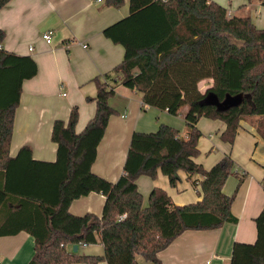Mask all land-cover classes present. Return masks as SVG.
Masks as SVG:
<instances>
[{"label":"trees","instance_id":"trees-1","mask_svg":"<svg viewBox=\"0 0 264 264\" xmlns=\"http://www.w3.org/2000/svg\"><path fill=\"white\" fill-rule=\"evenodd\" d=\"M8 1L0 0V8ZM103 3L119 8L124 0ZM128 3V14L102 30L123 46V58L92 78L96 93L88 99L95 101V112L81 132L75 130L76 106L67 121H53V161L32 158L28 145L9 154L22 82L37 73V65L31 56L0 46V236L24 230L33 237L27 264H141L137 256L161 264L158 252L183 231L237 220L230 211L234 193L222 190L235 163L229 153L209 168L195 162L201 135L196 124L200 117L221 120L225 127L219 138L231 145L242 118L253 124L262 117L264 123V26L256 27L250 16L229 15L213 0ZM3 36L0 30V43ZM207 78L212 83L201 91L198 83ZM119 84L139 92L144 105L174 115L184 109L187 132L183 136L165 123L155 131H133L123 173L112 182L91 166L114 113L109 98ZM256 131L264 139L260 121ZM157 170L171 186L178 182L179 170L189 177L199 174L201 179L192 183L201 199L177 205L165 190L153 187L143 205L136 179L142 174L155 178ZM92 191L105 196L101 215L72 214L70 203ZM255 224V242H234L230 264H264V206ZM96 235L101 255L72 251L73 244H94Z\"/></svg>","mask_w":264,"mask_h":264},{"label":"crops","instance_id":"crops-1","mask_svg":"<svg viewBox=\"0 0 264 264\" xmlns=\"http://www.w3.org/2000/svg\"><path fill=\"white\" fill-rule=\"evenodd\" d=\"M213 1L225 7L229 15L250 16L256 27L264 25V0L263 3L259 0ZM128 12V0L119 8L91 0H9L0 8V30L4 33L0 46L18 55L31 56L37 65V73L22 82L20 100L14 111L10 156L22 145H28L32 158L53 161L56 143L50 137L52 123L55 119L67 121L73 106L78 109L75 130L78 133L84 129L95 112V101L88 99L96 93L92 78L110 71L124 54L123 46L105 37L102 30ZM257 19L261 23L257 24ZM46 30L53 31L50 43L41 37ZM29 46L33 48L29 50ZM201 82L208 87L212 79ZM109 104L114 113L109 117L91 166L94 173L109 181H116L123 173L133 131H155L165 123L186 135L184 109L174 115L166 109L144 105L139 92L122 84L115 88ZM196 125L202 134L198 138L199 155L194 157L195 162L208 168L229 153L235 163L234 173L227 177L222 190L225 194L234 193L230 211L237 220L226 221L216 228L183 231L158 252L161 264H230L234 242L253 243L257 238L255 218L264 206V139L256 126L244 118L239 121L231 145L219 138L225 127L221 120L200 117ZM203 133L209 135V142L201 141ZM178 175L175 186L169 184L160 170L155 178L138 176L136 184L143 205H147L153 187L165 190L177 205L200 200L199 187L192 180L199 181L201 176L189 177L181 170ZM104 200L103 194L92 191L74 199L69 211L75 215L90 212L100 216ZM76 251L101 255L100 236L96 235L94 244L78 245ZM33 252L34 239L24 230L0 236V264H27ZM137 259L141 264H151L139 256ZM97 264L107 263L101 260Z\"/></svg>","mask_w":264,"mask_h":264},{"label":"rangeland","instance_id":"rangeland-1","mask_svg":"<svg viewBox=\"0 0 264 264\" xmlns=\"http://www.w3.org/2000/svg\"><path fill=\"white\" fill-rule=\"evenodd\" d=\"M261 3V2H260ZM260 19L262 20V22H263V14H262V11H261V17H260ZM257 24H259V23H261V21H258V19H257ZM264 26V25H263ZM206 83L204 84L203 82H201V83H199L198 84V87H199V89L201 90V91H204L205 90V88H206ZM184 108V107H183ZM258 121H260L261 122V124L264 126V123H262L263 121H262V117H260L258 120H256V124L255 123H253V125H255L256 126V128H257V122ZM199 129V128H198ZM202 129H204V126L202 127ZM205 130H207V129H205ZM205 130H203V132L205 131ZM202 134V133H201ZM204 134V133H203ZM213 135H214V133H212ZM201 141L202 142H209V135L208 134H204V136L201 138ZM198 155H199V153H198ZM197 155V156H198ZM209 168V167H208Z\"/></svg>","mask_w":264,"mask_h":264},{"label":"built area","instance_id":"built-area-1","mask_svg":"<svg viewBox=\"0 0 264 264\" xmlns=\"http://www.w3.org/2000/svg\"><path fill=\"white\" fill-rule=\"evenodd\" d=\"M91 1L94 3H102L103 2V0H91ZM52 33H53L52 30H46L41 34V37L46 43H50L52 40ZM82 46L85 47L86 45L83 44ZM32 48H33L32 46L28 47L29 50H31ZM124 216H125V214L123 213V214L119 215V218H123Z\"/></svg>","mask_w":264,"mask_h":264},{"label":"water","instance_id":"water-1","mask_svg":"<svg viewBox=\"0 0 264 264\" xmlns=\"http://www.w3.org/2000/svg\"><path fill=\"white\" fill-rule=\"evenodd\" d=\"M77 246H78L77 244H73V245H72V251L75 252V251L77 250Z\"/></svg>","mask_w":264,"mask_h":264}]
</instances>
